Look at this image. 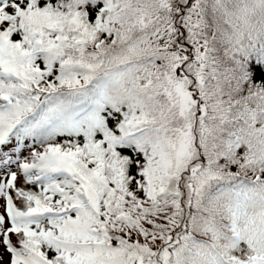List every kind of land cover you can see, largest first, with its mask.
Here are the masks:
<instances>
[{
  "label": "snow or ice",
  "instance_id": "snow-or-ice-1",
  "mask_svg": "<svg viewBox=\"0 0 264 264\" xmlns=\"http://www.w3.org/2000/svg\"><path fill=\"white\" fill-rule=\"evenodd\" d=\"M0 264H264V0H0Z\"/></svg>",
  "mask_w": 264,
  "mask_h": 264
}]
</instances>
